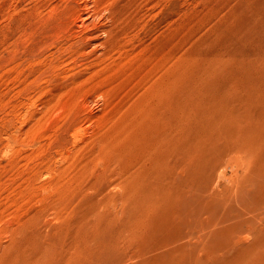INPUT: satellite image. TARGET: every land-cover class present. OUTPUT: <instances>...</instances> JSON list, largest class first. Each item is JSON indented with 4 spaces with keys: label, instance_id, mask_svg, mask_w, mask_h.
<instances>
[{
    "label": "rangeland",
    "instance_id": "rangeland-1",
    "mask_svg": "<svg viewBox=\"0 0 264 264\" xmlns=\"http://www.w3.org/2000/svg\"><path fill=\"white\" fill-rule=\"evenodd\" d=\"M130 1L105 0L98 3L97 0H0V264H264V180L260 181L262 178L264 179V157L262 158L264 156V150H262V148L264 149V0ZM94 2H97V5ZM122 12L124 16L126 14L127 16L124 17ZM135 14L136 16H134ZM122 30L124 31L122 32ZM235 55H237L236 58ZM166 71L169 73L168 76L167 73L165 74ZM171 73L172 75H170ZM163 81L167 85L170 81L169 85L163 84ZM157 86L161 88L159 91H157ZM170 86L172 88H169ZM154 93L155 95L160 93V97L164 96L161 99L164 108L174 101L173 110L176 117H179L176 118L175 126L182 125L180 129H183L185 132L183 133L186 135L179 132L184 136L176 138L175 142L177 143H171L176 148L174 153H167L157 147L156 149L160 152L151 153L154 154L153 163L157 167L158 165L163 166L162 164H165L166 160H169V163L172 160L171 162L173 164L177 162V165L178 162H181L183 154H187L191 164H189L186 173L193 178L197 176L196 181H198L194 183L195 179H191V184V181H186L190 177L183 178L182 175L179 182H173L171 178L175 174L172 172L173 167L176 168V173L177 170L180 172L181 168L178 166L179 164L175 167L176 165L173 166L167 162L169 168L167 164L164 167L173 174L169 173L171 180L168 181L166 178L167 186H170L169 182L172 185H183L185 182L184 184L187 183L188 186L184 185L185 189L182 186L184 190L178 185L175 187L164 186L166 182H162L159 174L163 175L162 178L165 179L168 172L158 166L165 173H159V170V174L157 173L159 176L156 175L155 181H151V178L143 181L146 184L147 181L148 183L151 181L152 185L151 182L147 185L144 183L143 189L148 187L145 190H139L138 195L136 194V197L126 204L122 200L125 198V191L121 186H126L128 182L125 181L129 180L128 177L132 172L134 173L132 177L136 176L137 178L138 165H135L136 163L133 161L135 155L145 141L148 142L154 137L153 135L160 133V131L159 133L151 131L144 138H136L132 131L135 130L137 123L141 124L143 121H147L148 116L152 117L158 114V109L154 104L158 99L155 100ZM165 98H168V102L167 99L165 101ZM231 104L233 105L231 106ZM226 105L233 110H226L228 109ZM222 107L226 108L222 110ZM237 111L240 114H237L239 113ZM250 111L254 114H251ZM232 112L236 114L232 115ZM146 113L148 115L145 116ZM193 114L195 118L192 117ZM222 115L227 118V122L219 117ZM142 117L144 120L140 122ZM236 117L241 120L237 121ZM135 118L136 121H133ZM187 118L190 120L185 123L184 120ZM210 118L216 121L213 119L211 121ZM178 119L181 120L179 124H177ZM199 122L202 124L199 125ZM220 122H223L222 125ZM244 122L246 125L248 124V132H245ZM205 124H209L208 127ZM237 124L240 127L243 125L245 128L242 127L243 130L240 132L241 128ZM201 126L204 130L205 128L209 130V126L211 131L215 130L214 134L211 131L205 132V138L210 137L208 140H212L213 145L206 139L209 142V144L206 142L208 145L206 147L205 133L203 134L204 130ZM224 126L225 128H223ZM198 129L201 131H197ZM216 132H218L217 135ZM192 134L195 136L197 134L198 138L203 134V138L198 141V138H194ZM245 134L248 135L247 141L244 140L246 139ZM235 137L243 143L242 146ZM220 138H222V142H220ZM140 139H143L142 142ZM232 141L236 143H232ZM196 142H199L200 145ZM224 142L227 145L226 149L221 145L222 143L224 145ZM181 143L183 146L179 145ZM238 143L241 147H234L239 146ZM110 145L116 150L110 151ZM184 146L191 148L189 151L188 148L186 149L189 154L192 153L191 156L186 150L184 151ZM174 147L172 148L175 149ZM177 147H180L178 150L182 151L183 149V151L178 153ZM196 147L201 150L198 151ZM212 147L215 149V153L219 148L220 150L224 149L225 155L222 150L218 152L224 155L225 160L220 153L215 154ZM204 148L210 151L205 152L207 150L204 151ZM233 148L235 149L232 150ZM192 149H194L193 152ZM113 150L118 152L120 158L122 157L124 160L123 163L120 162V165H124L126 161L128 164L135 163L134 167L131 165L132 168H130V165L125 164L124 167H128L127 171L126 167L122 169L120 166V170L115 166L116 163L113 160L118 156L116 157L117 154L113 153ZM107 151L110 155L105 154L106 156H104V152L107 153ZM207 153L209 155H206ZM112 154H115L113 158ZM258 154L261 156L259 155V157ZM208 156H211V160L214 157L215 160L219 161L221 158L220 161L224 163L226 161V166L224 165L225 167L220 169H224V173L217 169L215 172L214 167H216L217 160L214 162L213 159V165H208L210 162ZM102 158L106 161H102ZM155 158H158V161ZM197 160H199L198 164H196ZM207 160L209 161L207 162ZM259 160L262 161L260 165L262 169L259 168L260 166L256 167ZM204 161L207 162L206 166ZM102 162L109 167L107 168ZM194 162L196 163L194 164ZM111 163L113 167L109 165ZM190 165H194L196 172ZM116 167L120 172L125 170L126 177L123 172L121 177L119 175L121 173L116 174L119 172L115 170ZM147 167L150 165L148 164ZM212 169L214 170L212 171ZM105 170L107 171L106 175L104 174ZM191 170L195 174L191 173ZM99 171L102 176L97 174ZM205 171H209L208 174L211 172V176ZM86 172L88 173L86 174ZM112 172L116 175L113 176ZM202 175L206 176V180L204 176L202 178ZM207 175L209 179L212 176L219 177L215 178L216 181H213V177L211 178L212 185V181L208 179ZM95 177H98L99 182L95 180ZM132 177H130L131 180ZM255 177L257 179H254ZM144 179L145 177H143ZM232 179L235 182L237 179L239 182L235 184ZM121 180L126 184H123ZM91 181L92 184L97 185L98 183L96 187L93 185V189ZM256 181L259 183L257 184ZM157 182L164 183L163 185L161 183L159 187H166V191L163 193L167 194V197L170 194L172 197L174 193V199L169 197L167 200L165 195L161 194L165 189L160 188L159 191V187L156 188ZM208 184L209 186H207ZM192 185L196 187H192ZM210 185L216 190L210 189ZM201 186L209 187L210 190ZM187 187L190 189L191 197L199 189L198 195H194L197 194L194 193L192 197L196 204L191 202V199L188 200L193 204L192 206L187 201L185 205V202L180 201L181 197L179 196V198L177 194L188 189ZM176 188L177 190H175ZM200 188L207 192L205 193ZM223 188L226 194L221 193ZM226 188L231 190L228 191ZM191 190L194 192L192 193ZM235 190L236 192H234ZM151 191H159L160 194L157 192L159 195L157 193L155 195L157 194L163 200L166 198L164 202L160 200L159 203L157 195L152 196L154 193L151 194ZM203 194L206 195L203 196ZM209 194L211 196L215 194V196L212 198ZM217 194L221 197H216ZM103 197L111 202L106 207L109 210L105 208V214V210L101 209L104 215L103 221L108 219V222L112 221L110 225L113 226L109 228V223L103 222L108 227L101 223L102 225L93 229L91 221H93L95 206L92 205V202H96L93 199L98 201V198L102 199ZM222 197L227 201H222ZM228 197H230L229 201ZM143 198L149 203L151 201L150 205L153 204L154 207L158 203L160 206H156L158 207L156 210L145 202L146 207ZM138 199L143 200V203ZM172 199L178 200L179 203H172ZM202 199H204L203 203ZM167 202L169 203L167 204ZM55 203L56 205H54ZM122 203H125V209H123ZM252 203L253 205H251ZM138 204L143 205L142 208ZM173 204L174 209L172 208ZM202 204H205L206 207ZM217 204H219L218 207ZM175 205L179 206H176L177 213L173 215ZM198 205L203 207L199 208ZM129 207H133L135 210L138 208L140 212L138 210L132 212L134 209ZM109 211L110 214H108ZM145 212V218L148 215L150 217L145 219L143 217ZM164 212L168 215L167 217L165 215L166 221ZM141 213L144 219L141 218ZM110 215L116 216L115 223L113 222L115 218ZM198 216L201 217L200 220ZM106 217L108 218L106 219ZM137 218L139 221L136 220ZM169 218L176 222L168 220ZM219 218L225 219L218 220ZM130 219L134 221L135 225H132L133 222L129 223ZM144 220L145 222H143ZM89 222H91L90 225H88ZM124 224H128V227L131 226L133 231L136 230L133 232L135 234L131 233V235L130 232H125ZM167 224L174 226L167 227ZM120 225L123 226V229ZM158 225H161L160 228ZM148 226L151 227L146 228ZM128 227L127 229H129ZM213 231L214 236L212 235ZM118 232L119 234L122 232L121 234L125 237L118 235ZM128 234L129 236H127ZM254 234L256 235L254 236ZM136 235H138V239ZM132 236L136 239H133ZM130 237L135 240V245ZM118 239L117 244L115 241ZM121 239L126 240L124 242L128 246ZM109 245L110 247H108Z\"/></svg>",
    "mask_w": 264,
    "mask_h": 264
},
{
    "label": "bare ground",
    "instance_id": "bare-ground-1",
    "mask_svg": "<svg viewBox=\"0 0 264 264\" xmlns=\"http://www.w3.org/2000/svg\"><path fill=\"white\" fill-rule=\"evenodd\" d=\"M103 1H105V0H97L98 3H101V2H103ZM129 1H130V0H129ZM139 1H140V0H139ZM97 2H94V3H96V5H97ZM115 2H116V1H115ZM123 2H124V1H123ZM130 2H131V1H130ZM85 3H86V2H85ZM107 3H108V2H107ZM111 3H112V2H111ZM130 4H131V3H130ZM94 5H95V4H94ZM131 5H132V4H131ZM131 5H130V6H131ZM40 6H41V5H40ZM49 6H50V5H49ZM59 6H60V5H59ZM90 6H91V5H90ZM98 6H99V5H98ZM104 6H105V5H104ZM108 6H109V5H108ZM30 7H31V6H30ZM37 7H38V6H37ZM37 7H36V8H37ZM106 7H107V6H106ZM94 8H95V7H94ZM123 8H124V7H123ZM83 9H84V8H83ZM125 9H126V8H125ZM135 9H136V8H135ZM137 10H138V9H137ZM21 11H22V10H21ZM31 11H32V10H31ZM34 11H36V10H34ZM66 11H67V10H66ZM88 11H89V10H88ZM100 11H101V10H100ZM124 11H125V10H124ZM126 11H127V10H126ZM67 12H68V11H67ZM73 12L76 13L75 11H73ZM92 13H93V12H92ZM94 13H95V11H94ZM122 13H123V12H122ZM126 13H127V12H126ZM128 13H129V12H128ZM50 14H51V13H50ZM72 14H73V13H72ZM17 15H18V14H17ZM23 15H24V14H23ZM61 15H62V14H61ZM73 15H74V14H73ZM109 15H110V14H109ZM74 16H75V15H74ZM121 16H122V14H121ZM123 16H124V13H123ZM126 16H127V14H126L124 17H126ZM128 16H130V15L128 14ZM131 16H132V15H131ZM134 16H136V14H135ZM79 17H80V16H79ZM83 17H84V16H83ZM110 17H111V16H110ZM56 18H57V17H56ZM131 18H132V17H131ZM57 19H58V18H57ZM78 19H79V18H78ZM119 19H120V18H119ZM108 20H109V19H108ZM113 20H114V19H113ZM71 21H72V20H71ZM116 21H118V20L116 19ZM130 21H131V20L129 19V22H130ZM132 21H133V20H132ZM140 21H141V20H140ZM121 22H122V21H121ZM129 22H126V23H129ZM100 23H101V22H100ZM130 23H131V22H130ZM109 24H110V23H109ZM114 24H115V23H114ZM132 24H133V23H132ZM65 25H66V24H65ZM65 25H64V27H65ZM104 25H105V24H104ZM127 25H128V24H127ZM129 25H130V24H129ZM133 25H134V24H133ZM94 26H95V25H94ZM168 26H169V25H168ZM61 27H62V26H61ZM171 28H172V26H171ZM59 29H60V28H59ZM63 29H64V28H63ZM65 29H66V28H65ZM110 29H111V28H110ZM111 30H112V29H111ZM169 30H170V29H169ZM172 30H173V28H172ZM119 31H120V30H119ZM123 31H124V30H122V32H123ZM131 31H132V30H131ZM82 32H83V31H82ZM167 32H168V31H167ZM104 33H105V32H104ZM106 33H107V32H106ZM169 33H170V32H169ZM171 33H172V32H171ZM56 34H57V33H56ZM68 34H69V33H68ZM53 35H54V34H53ZM107 35H109V34H107ZM112 35H113V34H112ZM127 35H128V34H127ZM170 35H171V34H170ZM172 35H173V34H172ZM55 36H56V35H55ZM72 36H73V35H72ZM122 37H123V36H122ZM60 38H61V37H60ZM73 38H74V37H73ZM109 38H110V37H109ZM58 39H59V38H58ZM68 39H69V38H68ZM70 39H71V36H70ZM128 39H129V38H128ZM130 39H131V38H130ZM172 39H173V38H172ZM119 40H120V39H119ZM158 40H159V39H158ZM237 40H238V39H237ZM120 41H121V40H120ZM111 42H112V41H111ZM116 42H117V41H116ZM116 42H115V43H116ZM118 42H119V41H118ZM118 42H117V43H118ZM171 42H172V41H171ZM248 42H249V41H248ZM115 43H114V44H115ZM169 43H170V42H169ZM222 43H223V42H222ZM121 44H122V43H121ZM126 44H127V43H126ZM170 44H171V43H170ZM119 45H120V44H119ZM113 46H114V45L112 44V47H113ZM122 46H124V45H122ZM109 47H110V46H109ZM117 47H118V46H117ZM120 47H121V46H120ZM73 48H74V47H73ZM252 51H253V50H252ZM221 54H222V53H221ZM248 54H249V53H248ZM60 55H61V54H60ZM251 55H252V54H251ZM251 55H250V56H251ZM107 56H108V55H107ZM236 56H237V55H235V58H236ZM238 56H239V55H238ZM245 56H246V55H245ZM247 56H248V55H247ZM247 56H246V57H247ZM223 57H224V56H223ZM124 58H125V57H124ZM130 58H131V57H130ZM170 58H171V57H170ZM172 58H173V57H172ZM232 58H233V57H232ZM252 58H253V57H252ZM256 58H257V57H256ZM72 59H73V58H72ZM239 59H240V58H239ZM243 59H244V58H243ZM215 60H216V59H215ZM217 60H218V59H217ZM233 60H234V59H233ZM40 61H41V60H40ZM70 61H71V60H70ZM221 61H222V60H221ZM262 61H263V60H262ZM168 62H169V61H168ZM170 62H171V61H170ZM172 62H173V60H172ZM236 62H237V61H236ZM200 63H201V62H200ZM223 63H224V61H223ZM231 63H232V62H231ZM235 64H236V63H235ZM250 64H251V63H250ZM258 64H259V63H258ZM59 65H60V64H59ZM167 66H169L168 63H167ZM249 66H250V65H249ZM253 66H254V64H253ZM257 66H258V65H257ZM69 67H70V66H69ZM51 68H52V67H51ZM258 68H260V67H258ZM167 69H169V68L167 67ZM190 69H191V68H190ZM218 69H219V68H218ZM218 69H217V70H218ZM163 70H164V69H163ZM163 70H162V71H163ZM174 70H175V69H174ZM192 70H193V69H192ZM192 70H191V71H192ZM257 70H258V69H257ZM220 71H223V70H220ZM214 72H216V71H214ZM166 73H167V74H166ZM172 73L174 74V72H172ZM172 73H171L170 75H172ZM217 73H218V72H217ZM225 73H226V71H225ZM225 73H224V74H225ZM231 73H232V71H231ZM261 73H262V72H261ZM165 74L168 76L169 73L166 71ZM213 74H214V73H213ZM245 74H246V73H245ZM166 75H165V76H166ZM217 75H218V74H217ZM241 75H242V74H241ZM163 76H164V75H163ZM224 76H226V75H224ZM238 76H239V75H238ZM258 76H259V75H258ZM262 76H263V75H262ZM160 77H161V76H160ZM169 77H171V76H169ZM169 77H167V78H169ZM200 77H202V76H200ZM203 77H204V76H203ZM216 77H217V76H216ZM226 77H227V76H226ZM228 77H229V76H228ZM213 78H214V77H213ZM222 78H224V77H222ZM245 78H246V77H245ZM249 78H250V77H249ZM90 79H91V78H90ZM170 79H171V78H170ZM198 79H200V78H198ZM230 79H231V78H230ZM263 79H264V78H263ZM200 80H201V79H200ZM210 80H212V79H210ZM213 80H214V79H213ZM245 80H246V79H245ZM164 81H165V80H164ZM164 81H163L162 83H163V84H166V83H164ZM201 81H202V80H201ZM214 81H215V80H214ZM259 81H260V80H259ZM263 81H264V80H263ZM167 82H168V81H167ZM169 82H170V81H169ZM169 82H168V85H169ZM202 82H203V81H202ZM227 82H228V81H227ZM260 82H261V81H260ZM198 83H199V82H198ZM205 83H206V80H205ZM239 83H240V82H239ZM155 84H156V83H155ZM159 84H160V83H159ZM159 84H158V86H160ZM201 84H202V83H201ZM237 84H238V83H237ZM240 84H241V83H240ZM166 85H167V84H166ZM168 85H167V86H168ZM218 85H219V84H218ZM158 86H157V89H158L157 91H159V89L162 88L161 86H160L161 88H158ZM198 86H199V85H198ZM207 86H209V85H207ZM219 86H220V85H219ZM189 87H190V86H189ZM196 87H197V86H196ZM234 87H235V86H234ZM252 87H253V86H252ZM163 88H164V86H163ZM169 88H172V86H170ZM173 88H174V87H173ZM198 88H199V87H198ZM224 88H225V87H224ZM186 89H187V88H186ZM195 89H196V88H195ZM207 89H208V88H207ZM211 89H213V88H211ZM217 89H219V88H217ZM258 89H259V88H258ZM222 90H223V89H222ZM222 90H221V91H222ZM238 90H239V89H238ZM241 90H242V89H241ZM247 90H248V89H247ZM255 90H256V89H255ZM160 91H161V90H160ZM168 91H169V90H168ZM173 92H174V90H173ZM241 92H242V91H241ZM254 92H255V91H254ZM156 93H158V92H156ZM191 93H192V92H191ZM221 93H222V92H221ZM238 93H239V91H238ZM247 93H248V92H247ZM164 94H165V92H164ZM192 94H193V93H192ZM229 94H230V93H229ZM231 94H232V93H231ZM233 94H235V93H233ZM252 94H254V93H252ZM154 95H155V93H154ZM158 95H159V97H158ZM161 95H163V94H161ZM167 95H168V94H167ZM239 95H240V94H239ZM243 95H244V94H243ZM246 95H247V94H246ZM170 96H171V94H170ZM177 96H178V95H177ZM213 96H214V95H213ZM234 96H235V95H234ZM163 97H164V96H161V97H160V93H159V94H156V95H155V98H156V99L154 98L155 100L158 99L157 101L154 100V101H155L154 104H156V109H158V111L156 110V111L158 112V114H155V115H153L152 117H151V116H148V119H147V121H145V122L143 121V120H144V119H143L144 117H142L140 122L143 121L144 123H143V122H142L141 124H140V123H137L136 125H137L138 127L135 126V127H136L135 130H134V129L132 130V131H134V134H133V135H134L136 138H144V137H146L148 134H150L149 132H151V131H153L152 133H155V132H158V133H159V131H160V133H159V135H158L157 133H156L157 135H153L154 137L151 138L152 140L150 139L148 142L145 141L144 144L141 145V147H140L138 153L135 155V158H134L133 161L136 163V164L134 163L135 165H138L137 178H136V176H135V177H132L134 173L132 172V174H131V172L129 171V175L131 174L130 177H132L133 179L131 180V178L128 177V176H129V175H128L127 177L129 178V180H128V181H125V182H128L127 184H126L123 180H121V182H122L123 184H126V186H125V185H124V186H123V185L121 186V187H124V188H122V190L124 189V191H125V192H124L125 195L123 194V195L125 196V198H122V200H124V201L126 202V204H127V202H128L129 200H133V199L136 197L135 195L137 194V192H138L139 190H142V189L144 188V183H145V185H147V184H150V182H151L152 180H154V181L156 180L155 177H156L158 171L161 169L160 167H163L164 169H166V168L164 167L166 164L168 165V168H169V164H172V165L174 166V165H176V163H177V162H175V164H173V163L171 162L172 160H171L170 163H169V162H168L169 160H166L169 164L166 162L165 164H162L163 166H159V165H158L159 168H160V169H159L158 166L155 167L156 164L154 165V163H153V162H154V161H153V155H154V154H151V153H154L155 151H156V152L158 151V150L156 149L157 147H160L161 150H163V151H165V152H167V153H174V152H176V151H175L176 148H175L174 146H172L171 143H172V142H175V141H176V138L178 139L179 136H181V135H183V134L185 133L183 129H180V127H182L181 124H180V125H181L180 127H179L178 125L175 126V124H176V118H179V117H176V115H175V113H174V110H173V102H174V101H173L171 104H167V103H166L168 106H167L166 108H164L163 105H162L163 103H161V99H163ZM165 97H167V96H165ZM235 97H236V96H235ZM203 98H204V96H203ZM242 98H243V97H242ZM242 98H241V99H242ZM247 98H248V97H247ZM166 99H167V102H168V98H165V101H166ZM225 99H226V98H225ZM228 99H229V98H228ZM232 99H233V98H232ZM149 100H151V99H149ZM226 100H227V99H226ZM246 100H247V99H246ZM246 100H245V101H246ZM152 101H153V100H152ZM201 101H202V100H201ZM207 101H208V100H207ZM230 101H231V100H230ZM248 101H249V100H248ZM150 102H151V101H150ZM211 102H212V101H211ZM177 103H178V102H177ZM204 103H205V102H204ZM233 103H234V102H233ZM175 104H176V103H175ZM175 104H174V105H175ZM220 104H221V103H220ZM220 104H219V105H220ZM263 104H264V103H263ZM199 105H200V104H199ZM199 105H198V106H199ZM206 105H207V104H206ZM222 105H223V104H222ZM229 105H230V104H229ZM232 105H233V104H231V106H232ZM238 105H240V104H238ZM241 105H242V104H241ZM244 105H245V104H244ZM244 105H243V106H244ZM253 105H254V104H253ZM150 106H151V105H150ZM186 106H187V105H186ZM186 106H185V107H186ZM195 106H196V105H195ZM200 106H202V104H201ZM226 106H227V105H226ZM248 106H249V105H248ZM148 107H149V106H148ZM161 107H163V108H161ZM174 107H175V106H174ZM185 107H184V108H185ZM211 107H212V106H211ZM213 107H214V106H213ZM215 107H218V106H215ZM253 107H254V106H253ZM149 108H150V107H149ZM202 108H203V107H202ZM224 108H226V107H224ZM224 108L222 107V110H223ZM227 108H228V106H227ZM233 108H234V107H233ZM246 108H247V107H246ZM261 108H262V107H261ZM145 109H146V108H145ZM178 109H179V108H178ZM190 109H191V108H190ZM208 109H209V108H208ZM208 109H206V110H208ZM231 109H232V108H230V109L228 108V109H226V110H230V111H231ZM234 109H235V108H234ZM238 109L241 110L240 107H238ZM257 109H258V108H257ZM218 110H219V109H218ZM232 110H233V109H232ZM246 110H247V109H246ZM183 111H184V110H183ZM219 111H220V110H219ZM235 111H236V109H235ZM146 112H147V111H146ZM214 112H215V110H214ZM228 112H229V111H228ZM228 112H227V113H228ZM237 112H239V111H237ZM241 112H242V111H241ZM245 112H246V111H245ZM254 112H255V110H254ZM254 112L251 113V111H250L251 114H254ZM148 113H149V111H148ZM148 113H146L145 116L148 115ZM154 113H155V112H154ZM179 113H180V112H179ZM209 113H211V112H209ZM215 113H216V112H215ZM221 113H222V112H221ZM229 113L231 114V112H229ZM233 113H235V112H232V115H234ZM246 113H248V112H246ZM250 113H249V114H250ZM141 114H143L142 111H141ZM217 114H218V113H217ZM217 114H213V115L216 116ZM219 114H220V112H219ZM223 114H224V113H223ZM230 114H229V115H230ZM235 114H236V113H235ZM237 114H240V112L237 113ZM244 114H245V113H244ZM151 115H152V114H151ZM188 115H189V114H188ZM195 115H196V114H195ZM263 115H264V114H263ZM177 116H178V114H177ZM190 116H191V115H190ZM190 116H189V117H190ZM199 116H200V115H199ZM207 116H208V115H207ZM217 116H218V115H217ZM217 116H216V117H217ZM238 116L240 117V115H238ZM243 116H245V115H243ZM139 117H140V116H139ZM187 117H188V116H187ZM192 117H194V114H193ZM192 117H191V119L193 120ZM210 117H211V116H210ZM212 117H213V116H212ZM219 117H222V119H223V120L225 119V121L227 122V120H226L227 118H224L223 115H222V116H219ZM226 117H227V115H226ZM239 117H238V118H239ZM137 118H138V117H137ZM183 118H184V117H183ZM194 118H195V117H194ZM213 118H214V117H213ZM213 118H210L211 121H212ZM228 118H230V117H228ZM234 118H235V117H234ZM262 118H263V117H262ZM145 119H146V118H145ZM181 119H182V117H181ZM236 119H237V117H236ZM239 119H240V118H239ZM239 119H237V121H238ZM244 119H245V117H244ZM178 120H179V119H178ZM186 120H187V121H186ZM186 120H184L185 123L189 122L190 119L188 120V118H187ZM206 120H208V119H206ZM206 120H205V121H206ZM213 120H214V119H213ZM218 120H219V118H218ZM220 120H221V119H220ZM223 120H222V121H223ZM232 120H233V119H232ZM240 120H241V119H240ZM133 121H136V118H135ZM180 121H181V120H179V121L177 122V124H179ZM194 121H195V119H194ZM214 121H216V120H214ZM229 121H230V119H229ZM229 121H228V122H229ZM243 121H245V120H243ZM254 121H255V120H254ZM182 122H183V121H182ZM192 122H193V121H192ZM206 122H207V121H206ZM245 122H246V121H245ZM245 122H244V125H246ZM131 123H132V122H130V124H131ZM200 123H201V122H199L198 124L200 125ZM204 123H205V122H204ZM207 123H208V122H207ZM207 123H206V124H207ZM222 123H223V122H220L221 125H222ZM238 123H239V122H238ZM132 124H134V123H132ZM138 124H140V125H138ZM198 124L195 123V125H198ZM201 124H202V123H201ZM206 124H205V126L208 127L209 124H208V125H206ZM220 124H219V126H220ZM134 125H135V124H134ZM183 125H184V124H183ZM189 125H191V124H189ZM199 125H198V126H199ZM210 125H211V124H210ZM233 125H234V122H233ZM237 125H238V124H237ZM239 125H241V124L239 123ZM239 125H238V126H239ZM247 125H248V124H247ZM247 125L245 126V127H246L245 132H248V131H247ZM258 125H260V124H258ZM131 126H133V125H131ZM198 126H197V128H199ZM203 126H204V125H203ZM215 126H216V122H215ZM217 126H218V123H217ZM229 126H230V124H229ZM229 126H228V128H229ZM261 126H262V124H261ZM261 126H260V127H261ZM176 127L179 128V129L182 130V131H179ZM234 127H235V126H234ZM239 127H240V126H239ZM239 127H238V128H239ZM242 127L245 128V127L242 125V126L240 127L241 129L239 128V129H240V132H241V130H243ZM255 127H257V126H255ZM129 128H130V126H129ZM129 128H128V130L131 129V128H130V129H129ZM166 128H167V131H166ZM197 128H196V129H197ZM201 128H202V126H201ZM212 128H213V127H212ZM220 128H221V126H220ZM223 128H225V126H224ZM232 128H233V127H232ZM236 128H237V127H236ZM258 128H259V127H258ZM176 129L178 130L177 132H176ZM192 129H193V128H192ZM196 129H195V130H196ZM202 129H203V128H202ZM206 129H207V128H205V130H206ZM215 129H216V128H215ZM233 129H234V128H233ZM162 130H163V131H162ZM199 130L201 131V129H198L197 131H199ZM203 130H204V129H203ZM205 130L203 131V134H204L205 132H207V131H208V132L211 131V127L209 126V130H206V131H205ZM218 130H219V127H218ZM226 130H227V129H226ZM262 130H263V129H262ZM154 131H155V132H154ZM164 131H166V132H164ZM193 131H194V130H193ZM193 131H192V132H193ZM197 131H196V132H197ZM200 131H199V132H200ZM214 131H215V130H214ZM214 131H211V132L213 133ZM220 131L222 132V129H221ZM126 132H129V131H126ZM162 132H163V133H162ZM179 132H181V133L184 132V133L181 134V133H179ZM196 132H195V133H196ZM223 132H224V130H223ZM226 132H227V131H226ZM228 132H229V131H228ZM228 132H227V133H228ZM240 132H239V133H240ZM256 132H257V130H256ZM256 132H255V133H256ZM201 133H202V132H201ZM214 133H215V132H214ZM214 133H213V134H214ZM217 133H218V132H216V135H217ZM227 133H226V134H227ZM229 133H230V132H229ZM237 133H238V132H237ZM243 133H244V131L242 132V135H243ZM203 134L201 135L202 137H200V138L196 137L197 134H196V136H195L194 134H192V135L194 136V138H195V137H196V139L198 138V141H199V139L201 140V138H203ZM223 134H224V133H223ZM247 134H248V133H247ZM256 134H257V133H256ZM184 135H186V134H184ZM184 135H183V136H184ZM219 135H220V134H218V136H219ZM229 135H230V134H229ZM236 135H237V134H236ZM239 135H240V134H239ZM129 136H130V135H129ZM221 136H222V135H221ZM225 136H226V135H225ZM247 136H248V135H247ZM247 136H246V134H245V137H246V139H244L245 141L248 140V137H247ZM123 137H124V136H123ZM205 137H206V133H205V136H204V140H206V139L208 140V138L210 139V137H208V138H205ZM215 137H217V136H215ZM219 137H220V136H219ZM219 137H218V138H219ZM227 137H228V139H229V136H227ZM237 137H238V136H237ZM237 137H235V138H237ZM124 138H125V137H124ZM127 138H128V135H127ZM192 138H193V137H192ZM194 138H193V139H194ZM222 138H223V137H222ZM222 138H220V140H221ZM239 138H241V137L239 136ZM242 138H243V136H242ZM260 138H261V137H260ZM119 139H120V138H119ZM132 139H133V138H132ZM181 139H182V138H181ZM185 139H187V138H185ZM214 139L217 140L216 138H214ZM140 140H141V139H140ZM142 140H143V139H142ZM142 140H141V142H142ZM146 140H147V139H146ZM194 140H195V139H194ZM204 140H203V142H204ZM207 140H206L204 143L207 142V143L209 144V142L211 141L210 144H212V145L214 144V143L212 142V140H208L209 142H208ZM218 140H219V139H218ZM218 140H217V141H218ZM223 140H225V139H223ZM236 140H237V142L240 141L238 138H237ZM180 141H181V140H180ZM182 141H183V140H182ZM191 141L193 142L192 139H191ZM195 141H196V140H195ZM217 141H216V142H217ZM116 142H117V141H116ZM116 142H115V143H116ZM118 142H119V141H118ZM118 142H117V143H118ZM183 142H184V141H183ZM220 142H222V140H221ZM175 143H177V142H175ZM187 143H188V142H187ZM194 143H195V142H194ZM194 143H193V144H194ZM196 143H197V142H196ZM198 143H199V142H198ZM198 143H197V144H198ZM200 143H201V141H200ZM200 143H199L198 145H200ZM207 143L205 144L206 147L208 146ZM226 143H227V142H226ZM228 143H229V142H228ZM232 143H236V142H233V141H232ZM232 143H231V144H232ZM240 143H241V141H240ZM249 143H250V142H249ZM197 144H196V145H197ZM202 144H203V143H202ZM202 144H201V146H202ZM242 144H243V143H241V146H242ZM260 144H261V143H260ZM126 145H127V144H126ZM136 145H137V143H136ZM175 145H176V144H175ZM179 145H182V146H183L182 143L179 144ZM186 145H187V144H186ZM190 145H192V144H190ZM198 145H197V146H198ZM212 145H211V146H212ZM217 145L220 146V144H217ZM217 145H216V147H218ZM221 145H222L223 147H225L224 149H226L227 145L225 144V142H224V145H223V143H222ZM237 145H239V143H238ZM171 146L174 147L175 149H173ZM201 146H200V148L203 147V146H202V147H201ZM211 146H210V147H211ZM222 146H221V148H222ZM233 146H234V145H233ZM241 146L239 145V146H234V147H241ZM104 147H105V145H104ZM107 147H108V145H107ZM137 147H138V146H137ZM192 147H195V146H192ZM248 147H249V146H248ZM102 148H103V147H102ZM109 148L111 149L110 151H112V149H114V148H112V145H110ZM109 148H106V149H109ZM179 148H180V147H179ZM179 148L177 147V152H178V153H179V152L181 153V152L183 151V149H182V151H180L181 149L178 150ZM184 148H185V146H184ZM187 148H188V147H186V148L184 149V151H185ZM190 149H191V148H190ZM190 149L188 148V151H189ZM196 149H197V147H196ZM196 149H195V150H196ZM224 149H223V150L221 149V150L223 151L222 153L225 155L226 153H224V151H225ZM234 149H235V148H233L232 150H234ZM101 150L103 151V149H101ZM104 150H105V149H104ZM114 150H116V149H114ZM114 150H113V153H116V154H117L116 157L118 156L117 159L114 158V160H113V161H115L114 163H116L115 166H117L118 168H119L120 166H122V167H120V168H122V169L125 168L126 166L124 167V165H125V164H128V163L125 161L126 163L124 162V165H120V162L123 163L124 160H123L122 157L120 158V155H118V152H115ZM122 150H123V149H122ZM193 150H194V149H192V152H193ZM197 150H198V149H197ZM200 150H201V149H199L198 151H200ZM205 150H207V151H205ZM212 150H214V153H215V149H213V147H212ZM221 150H220V148H219V150H217V152H218V151H221ZM262 150H264V149L262 148ZM124 151H125V150H124ZM130 151H131V150H130ZM130 151H129V152H130ZM186 151H187V150H186ZM188 151H187V153L189 154ZM198 151H197V153H198ZM204 151H205V152H209L210 150L204 148ZM204 151H203V152H204ZM230 151H231V150H230ZM100 152H101V151H100ZM108 152H109V151H107V153L104 152V156H106L105 154L110 155ZM158 152H160V150H159ZM158 152H157V153H158ZM217 152H216V153H217ZM260 152H261V151H260ZM260 152H259V153H260ZM111 153H112V152H111ZM130 153H132V151H131ZM195 153H196V151H195ZM199 153H200V152H199ZM201 153H202V152H201ZM216 153H215V154H216ZM218 153H220V152H218ZM237 153H240V152L237 151ZM263 153H264V152H263ZM150 154H151V155H150ZM191 154H192V153H191ZM191 154H189V155L191 156ZM215 154H213V155H215ZM220 154H221V153H220ZM223 154H221V155H223ZM229 154H230V152H229ZM260 154H262V152H261ZM260 154H258V156H259ZM100 155H102V154H100ZM113 155H115V154H112V155H111L112 158H113ZM164 155H166V154L164 153ZM164 155H163V156H164ZM172 155H173V154H172ZM172 155H171V156H172ZM202 155H203V154H202ZM206 155H209V153H207ZM211 155H212V153H211ZM217 155H219V154H217ZM224 155H223V157L221 156L223 159H224ZM131 156H132V155H131ZM194 156H195V155H194ZM260 156H261V155H260ZM260 156H259V157H260ZM101 157H103V156H101ZM114 157H115V156H114ZM158 157H160V156H158ZM167 157H168V156H167ZM200 157H201V156H200ZM208 157H209V156H208ZM210 157H211V156H210ZM210 157H209V160H210V162H212V163L209 162L208 165L211 164V166H212V165H213V161H212V160L214 159V157H212V158H213L212 160L210 159ZM228 157H229V156H228ZM236 157H237V156H236ZM244 157H245V156H244ZM263 157H264V156H262V158H263ZM103 158H104V157H103ZM103 158H102V161H106V160H103ZM106 158H107V157H106ZM106 158H105V159H106ZM108 158H109V157H108ZM108 158H107V159H108ZM112 158H110V159H112ZM190 158H191V157H190ZM194 158H195V157H194ZM198 158H199V157H198ZM201 158H202V157H201ZM205 158H206V157H205ZM216 158H218V157H216ZM99 159H101V158H99ZM155 159H156V161H158V160H157L158 158H155ZM169 159H173V158H169ZM176 159H177V158H176ZM176 159H174V160H176ZM199 159H200V158H199ZM223 159H222V160H223ZM226 159H227V158H226ZM259 159H260V158H259ZM131 160H132V159H131ZM160 160H161V159H160ZM209 160H207V162H208ZM216 160H217V159H216ZM216 160L214 159V162H215ZM220 160H221V158H220ZM220 160H219V161L217 160V162H215V163H216V164H215L216 167H214L215 172H216V169H217V170H220L221 168H223V167L226 166V164H225L226 161H225V163H224L223 161H220ZM224 160H225V159H224ZM227 160H228V159H227ZM229 160H230V159H229ZM232 160H233V159H232ZM243 160H244V159H243ZM246 160H247V159H246ZM110 161H111V160H109V162H110ZM161 161H162V160H161ZM192 161H195V160L192 159ZM198 161H199V160H197V163L194 162V164H195V163L198 164ZM200 161H201V160H200ZM93 162H94V161H93ZM111 162H112V161H111ZM162 162H163V161H162ZM207 162L204 161L205 164H204V163H203V164L206 166V165H207ZM259 162H260V163H259ZM259 162H258V164L256 165V167H259V166L261 165V162H262V161L259 160ZM102 163H103V162H102ZM105 163H106V162H105ZM132 163H133V162H132ZM156 163H157V162H156ZM163 163H164V162H163ZM227 163H228V162H227ZM235 163H236V162H235ZM103 164H104V163H103ZM111 164H112V163H111ZM111 164H109V165H110L111 167H113V164H112V165H111ZM134 164H128V165H130L129 167L132 168L131 165H133V167H134ZM148 164L150 165V167H147ZM178 164H179V165H178ZM178 164H177V165L181 168V171L178 172V170H177V173H176V168L173 167L172 172H173V174L175 173V174L173 175L172 173L168 172V170L166 169V171L168 172V173L166 174V176H167V175H168V176H167V177L165 176V179L167 178L168 181H169V180H171V178H172V181L176 183V182H179V181L181 180L182 175H183V178H184L185 176H188L186 172H187V169H188V167H189V164H191V163H189V157L187 156V154H183V156H182V160H181L180 163L178 162ZM231 164H232V163H231ZM93 165L95 166L96 163L93 164ZM104 165L107 167V164H104ZM172 165H170V167H172ZM177 165H176L175 167H177ZM224 165H225V166H224ZM191 166H193V170H194V169H195V168H194V165H190V167H191ZM200 166H201V165H200ZM211 166H210V167H211ZM92 167H93V166H92ZM106 167H104V168L107 169L109 166H108L107 168H106ZM117 167H116L115 170H116V171H119V170H117V169H118ZM195 167H196V166H195ZM207 167H209V166H207ZM207 167H205V168H207ZM94 168H95V167H94ZM104 168H103V169H104ZM120 168H119V169H120ZM127 168H128V167H126L125 169L127 170ZM130 168H129V170H130ZM156 168H158V169H156ZM163 168H162V169H163ZM196 168H197V167H196ZM234 168H235V167H234ZM259 168H261V166H260ZM259 168H258V169H259ZM109 169H111V168H109ZM133 169H134V168H133ZM164 169H163V170H164ZM178 169H179V168H178ZM209 169H210V168H209ZM214 169H212V171H213ZM261 169H262V168H261ZM87 170H89V169H87ZM93 170H94V169H93ZM101 170H102V169H101ZM111 170H112V169H111ZM111 170H110V171H111ZM115 170H114V171H115ZM120 170H121V169H120ZM134 170H135V169H134ZM169 170H171V169H169ZM259 170H260V169H259ZM259 170H258V172H259V174H260V171H259ZM91 171H92V170H91ZM96 171H97V169H96ZM116 171H115V172H116ZM127 171H128V170H127ZM194 171L196 172V170H194ZM194 171L191 170L190 172H191V173H194ZM209 171H211V170H209ZM209 171H205L206 174H208ZM212 171H211V172H212ZM221 171L223 172L224 169H223V170H220V172H221ZM238 171H239V170H238ZM254 171H255V170H254ZM88 172H89V171H88ZM88 172H86V174H87ZM93 172H94V171H93ZM101 172H102V171H101ZM122 172L124 173L125 170H123V171H121V172H120V171H119V172H116V174L121 173V174H119L120 177H121V176L123 175ZM134 172H135V171H134ZM160 172H164V173H165V171H162V170H160L159 173H160ZM197 172H198V171H197ZM211 172H210V174H208V175L211 176V174H212ZM215 172H214V173H215ZM218 172H219V171H218ZM256 172H257V171H256ZM258 172H257V173H258ZM106 173H107V171L105 170V173H104V174L106 175ZM108 173H110V172H108ZM112 173H113V174H112L113 176L116 175V174H114V172H112ZM125 173H126V172H125ZM125 173H124V176L126 177ZM159 173H158V174H159ZM169 173H170V175H173V177H171V176L169 175ZM191 173H189V174H191ZM214 173H213V175H214ZM223 173H224V172H223ZM223 173H222V174H223ZM91 174H92V172H91ZM97 174H98L99 176H102V175H100V171H99V173L97 172ZM102 174H103V173H102ZM126 174H127V173H126ZM194 174H195V173H194ZM194 174H193V175H194ZM203 174L206 175L205 173H203ZM220 174H221V173H220ZM235 174H236V172H235ZM259 174H258V175H259ZM262 174H263V172H262ZM262 174L260 175L261 177H262ZM98 175H96V176H98ZM159 175H160V177H161V179H162V182H166L165 184L161 182L162 185L164 184V186L166 185V187H171V186L175 187L176 185H178V184H176V185H175V184L172 185V183L169 182L170 186H167V184H168L167 179L165 180L164 178H162L163 175H162V176H161V174H159ZM159 175H157V176H159ZM204 175H202V178H203ZM208 175H207V177H208V179H209V176H208ZM216 175H218V174H216ZM255 175H256V174H255ZM255 175H254V176H255ZM83 176H84V175H83ZM93 176H94V175H93ZM99 176H98V177H99ZM103 176H104V175H103ZM113 176H112V177H113ZM179 176H180V177H179ZM220 176H222V175H220ZM226 176H227V175H226ZM239 176H240V175H239ZM250 176H251V175H250ZM254 176H252V177H254ZM256 176H257V175H256ZM98 177H97V178L95 177V180H96L97 182H99V180H97ZM105 177H108V176H105ZM143 177H145L144 180H143ZM170 177H171V178H170ZM188 177H190V176H188ZM205 177H206V176H204V179H205ZM212 177L214 178L213 181H216L215 178H216L217 176H216V177H215V176H212ZM212 177H210V179H209L210 181H212V180H211ZM218 177H219V176H218ZM218 177H217V178H218ZM234 177H235V176H234ZM245 177L247 178V176H245ZM245 177H244V178H245ZM100 178H101V177H100ZM103 178H104V177H103ZM147 178H151V181H150V179H148V180L150 181L149 183H148V181H147V184H146V182L143 183V181L147 180ZM153 178H154V179H153ZM185 178H186V177H185ZM196 178H198V177L196 176L195 178H193V176H192V177H190V179L187 178L186 181L189 180V182L191 181V184H192V180H191V179H195V180H194V183H197L198 180L196 181ZM242 178H243V176H242ZM123 179H125V178H123ZM158 179H159V178H158ZM163 179H164L165 181H164ZM208 179H207V180H208ZM237 179H238V178H237ZM237 179H236V182H239ZM240 179H241V176H240L239 180H240ZM254 179H257V178L255 177ZM117 180H119V179H117ZM126 180H127V178H126ZM205 180H206V179H205ZM205 180H204V181H205ZM209 180H208V182H209ZM219 180H220V178H219ZM232 180H233V179H232ZM242 180H243V179H242ZM258 180H260V179H258ZM262 180H264V179L262 178L260 181H262ZM102 181H103V179H102ZM102 181H101V182H102ZM130 181H132V182H130ZM200 181L202 182V180H200ZM213 181H212V185H213ZM240 181H241V180H240ZM183 182H184V181H183ZM183 182H182V183H183ZM201 182H198V183H201ZM208 182H206V183H208ZM230 182H232V181H230ZM233 182H235V181L233 180ZM233 182H232L231 184H233ZM236 182H235V184H237ZM256 182H257V181H256ZM90 183H91V185H92V187H91L92 189H93V187H94L93 185H95V187L98 185V183H97V185H96V184H92V181H91ZM94 183H95V182H94ZM119 183H120V182H119ZM157 183H158V182H157ZM157 183H156V184H157ZM161 183H158V186L155 184V185H156V188H158L159 185H160ZM182 183H180V184H182ZM184 183H185V182H184ZM184 183H183V185H178V186H180V187H182V186H184V185H187V186H188L187 183H186V184H184ZM194 183H193V184H194ZM240 183H241V182H240ZM258 183H259V181L257 182V184H258ZM260 183H261V182H260ZM102 184H103V183H102ZM189 184H190V183H189ZM244 184H245V183H244ZM251 184L254 185L255 183H254V184L251 183ZM89 185H90V184H89ZM91 185H90V186H91ZM117 185L119 186V184H117ZM120 185H121V184H120ZM151 185H152V182H151ZM196 185H198V184H196ZM90 186H89V187H90ZM142 186H143V187H142ZM207 186H209V184H208ZM230 186H231V185H230ZM250 186H251V185H250ZM260 186H261V184H260ZM260 186H259V187H260ZM146 187H148V186H146ZM146 187H145V189H146ZM149 187L152 188V186H149ZM153 187H154V185H153ZM166 187H165V188H161V186H160V187L158 188V190H159L160 188H161V189H165L164 191L162 190L161 194L165 195V197H166L167 200H168L169 197H171L170 195H172V194H170L169 197H167L168 195L165 194V193H163V192L166 191ZM189 187H190V186H189ZM189 187H187L188 189H186L185 191H180V192L177 193V194H178V197H179V196L181 197L180 201L182 200V202H185V203H184L185 205H186L187 202H190V201H188L189 199L192 200L191 202H193L194 204H196V203L193 201L192 197H193V194H194V193L199 192V189H198V191H196V192H194V191L191 190L192 193L194 192V193L192 194V197H191V196H190L191 194H190V189H189ZM192 187H196V186L192 185ZM199 187H200V186H199ZM201 187L204 188V187H206V186H201ZM210 187H211L210 189H215V188H212L211 185H210ZM215 187H216V186H215ZM223 187H224V186H223ZM231 187H232V186H231ZM231 187H230V188H231ZM248 187H249V186H248ZM248 187H247V188H248ZM100 188H102V187H100ZM151 188H150V189H151ZM185 188H186V187L184 186V189H185ZM197 188H198V187H197ZM197 188H196V189H197ZM230 188H226V189L229 191ZM256 188H257V190L259 189L257 186H256ZM145 189H143V190H145ZM167 189H168V188H167ZM178 189H180V188H178ZM184 189H183V187H182V190H184ZM192 189H193V188H192ZM200 189H201V188H200ZM206 189H209V187H208V188L206 187ZM210 189H209V190H210ZM235 189H236V188H235ZM252 189H253V188H252ZM97 190H98V188H97ZM147 190H148V189H147ZM155 190H156V189H155ZM175 190H177V188H176ZM180 190H181V189H180ZM201 190L204 191L205 189H201ZM215 190H216V189H215ZM219 190H220V189H219ZM221 190H222L221 193H225V194H226V191H224V190H225L224 188L221 189ZM230 190H231V189H230ZM248 190H250V189H248ZM98 191H99V190H98ZM159 191H160V190H159ZM159 191H157V192H159ZM211 191H212V190H211ZM217 191H218V190H217ZM250 191H251V190H250ZM258 191H259V190H258ZM258 191H257V193H258ZM261 191H262V189H261ZM263 191H264V190H263ZM263 191L261 192V194L263 193ZM139 192H140V191H139ZM157 192H152V191H151V194L154 193L152 196H154L155 193H157ZM169 192L171 193V189L169 190ZM204 192H205V191H204ZM206 192H207V191H206ZM206 192H205V193H206ZM215 192H216V191H215ZM234 192H236V190H235ZM251 192H252V191H251ZM251 192H250V193H251ZM255 192H256V191H255ZM98 193H99V192H98ZM98 193H96V194H98ZM200 193H201V192H200ZM208 193H210V192H208ZM211 193H212V192H211ZM211 193H210V194H211ZM157 194H158V193H157ZM157 194H156V195H157ZM159 194H160V192H159ZM159 194H158V195H159ZM181 194H182L183 196H182ZM210 194H209V195H210ZM227 194L230 195L229 193H227ZM100 195H101V194H100ZM137 195H138V194H137ZM156 195H155V196H156ZM158 195H157V197H158L159 201L156 200L155 197H153V199L155 198V200L158 201V202L160 203V202H161L160 200H163V199H161V197H159ZM174 195H175V194L173 193V196H172L173 199H174ZM194 195H198V193H197V194H194ZM201 195H202V193H201ZM204 195H206V194H203V196H204ZM256 195H258V194H256ZM262 195H263V194H262ZM97 196H98V195H97ZM141 196H142V195H141ZM203 196H202V198H203ZM207 196H208V195H207ZM207 196H206V197H207ZM210 196H211V195H210ZM214 196H215V194H214ZM214 196H213V194H212L211 197L213 198ZM219 196H220V195H219ZM219 196H218V194H217L216 197L219 198ZM259 196H260V195H259ZM122 197H123V196H122ZM147 197H148V196H147ZM165 197H163V198H165ZM172 197H171V198H172ZM176 197H177V196H176ZM180 197H179V198H180ZM190 197H191V198H190ZM195 197H196V196H195ZM208 197H209V196H208ZM220 197H221V196H220ZM230 197H231V196H230ZM230 197H228V201H229ZM253 197H255V196H253ZM103 198H105V197H103ZM103 198H102V199H101V198H98V199H99L98 201H97L96 199H93V200H95L96 202H92V205L95 206V207H94V210H95V211H94V214H93V221H91L92 223L89 222L88 225H90V223H91V226L93 227V229H96V228H94V227L99 226V225H100L101 223H103V222H105L106 224L109 223L108 226L110 225V222H112V221H109V222H108V219H107L108 217H106L107 220H104V221H103V219H104V215L102 214V212H101L102 210H101V209H104V210H105V212L103 211L104 214H105V213H106V209L109 210V208H106V207L109 206V205L111 204V202H110L108 199L105 198V199H106V200H105V199H103ZM166 198H165V199H166ZM171 198H170V199H171ZM223 198H224V197H222V201L225 199V198H224V199H223ZM226 198H227V196H226ZM259 198H260V197H259ZM119 199H121V198H119ZM143 199H144V198H143ZM147 199H148V198H147ZM165 199H164V200H165ZM173 199H172V201L170 200L172 203H174V202H176V204L179 203L178 200H175V201H174ZM175 199H176V198H175ZM194 199H196V198H194ZM204 199H205V198H204ZM204 199H202V203L204 202V201H203ZM208 199H209V198H208ZM233 199H234V198H233ZM233 199H231V200H233ZM246 199H247V198H246ZM248 199H249V198H248ZM138 200H140V199H138ZM144 200H145V201H144V206L147 207V205H149L151 208L154 207V206H152L153 204L150 205V204H151V201H150V203H149L148 200H147L148 202L146 201V199H144ZM149 200H150V199H149ZM164 200H163L162 202H164ZM206 200H207V198H206ZM211 200H212V199H211ZM216 200H217V199H216ZM216 200H214V201H216ZM219 200H220V199H219ZM253 200H254V199H253ZM55 201H56V200H55ZM140 201H141V200H140ZM156 201H155V202H156ZM186 201H187V202H186ZM197 201H198V200H197ZM207 201H208V200H207ZM224 201H227V200H224ZM235 201H236V200H235ZM122 202H123V201H122ZM129 202H130V201H129ZM141 202L143 203V200H142ZM145 202H146L147 205L145 204ZM158 202H157V203H158ZM171 202H170V203H171ZM182 202H180L181 205H182ZM191 202H190L189 204H191ZM220 202H221V201H220ZM237 202H238V201H237ZM252 202H253V201H252ZM148 203H149V204H148ZM159 203H158V205L160 206ZM168 203H169V202H167V204H168ZM198 203H199V202H198ZM210 203H211V201H210ZM210 203H205V204H208V205H209ZM212 203H213V201H212ZM245 203H246V202H245ZM253 203H254V202H253ZM253 203H252L251 205H253ZM50 204H51V203H50ZM122 204H123V203H122ZM131 204H132V203H131ZM162 204H163V206H164V203H162ZM200 204H201V200H200ZM205 204H202V205H205ZM225 204H226V203H225ZM225 204H224V205H225ZM247 204H248V203H247ZM249 204H250V203H249ZM254 204H255V203H254ZM54 205H56V203H55ZM90 205H91V204H90ZM115 205H117V204H115ZM129 205H130V204H129ZM132 205H133V204H132ZM158 205H156V206H158ZM179 205H180V204H179ZM179 205H175V211H176V206H179ZM185 205H184V206H185ZM187 205H188V204H187ZM192 205H193V204H191V206H192ZM202 205H198V207L200 208V206H202ZM218 205H219V204H217L216 206L218 207ZM226 205H227V204H226ZM251 205H250V206H251ZM125 206H126V205H125V203H124V204H123V209H125V208H124ZM138 206L141 207V206H143V205L140 206V205L138 204ZM156 206L154 207V209L157 210V208H158L159 206H158V207H156ZM170 206H171V205H170ZM170 206H169V207H170ZM182 206H183V205H182ZM114 207H115V206H114ZM119 207H120V206H119ZM202 207H203V206H202ZM202 207H201V209H202ZM205 207H206V205H205ZM211 207L213 208V206H211ZM227 207H228V206H227ZM227 207H225V208L227 209ZM105 208H106V209H105ZM120 208H121V207H120ZM120 208H119V209H120ZM129 208H131V207H129ZM141 208H142V207H141ZM143 208H144V207H143ZM151 208H149V209L151 210ZM170 208H171V207H170ZM172 208L174 209V204H173V207H172ZM196 208H197V207H196ZM209 208H210V206H209ZM219 208H221V207L219 206ZM219 208H218V209H219ZM222 208H223V207H222ZM225 208H224V209H225ZM249 208H250V207H249ZM131 209H134L132 212H136V210L139 211L138 208H136V210H135V208L132 207ZM164 209H165V208H164ZM226 209H225V210H226ZM120 210H121V209H120ZM129 210H130V209H129ZM160 210H162V209H160ZM167 210H168V209H167ZM167 210H166V211H167ZM171 210H172V209H171ZM199 210H200V209H199ZM116 211H117V210H116ZM154 211H155V210H154ZM175 211H174L173 215H175V213H177V211H176V212H175ZM180 211H181V210H180ZM180 211H179V212H180ZM221 211H222V210H221ZM223 211H224V210H223ZM246 211H247V210H246ZM139 212H140V211H139ZM143 212H144V211H143ZM151 212H152V211H151ZM170 212H171V211H170ZM207 212H208V211H207ZM137 213H138V212H137ZM152 213H153V212H152ZM155 213H156V212H155ZM155 213H154V216L156 217ZM171 213H172V212H171ZM236 213H237V212H236ZM108 214H110V211H109ZM127 214H128V213H127ZM145 214H146V212L144 213V216H143L144 218H145ZM163 214H164V219H165L168 215L165 214V212H164ZM202 214H204V213H202ZM206 214H207V213H206ZM208 214H209V213H208ZM85 215H86V214H85ZM114 215H115V214H114ZM114 215H113V216L110 215V216H111L112 218H115L116 216H114ZM140 215H141V218H142V215H143V214L141 213ZM165 215H166V217H165ZM173 215H172V216H173ZM224 215H225V213H224ZM108 216H109V215H108ZM121 216H122V215H121ZM148 216L150 217V215H148ZM148 216H146V218H147ZM169 216H170V213H169ZM177 216H178V214H177ZM219 216H220V215H219ZM221 216H222V213H221ZM128 217H129V216H128ZM158 217H159V216H158ZM225 217H226V216H225ZM112 218H111V220H113ZM144 218H142V219H144ZM146 218H145V219H146ZM152 218H153V217H152ZM171 218H172V217H171ZM171 218H169L168 220H170V221L173 220V222H174L175 220H174V219L171 220ZM198 218H199V216H198ZM200 218H201V217H200ZM200 218H199V220H200ZM207 218H208V216H207ZM211 218H212V217H211ZM222 218H223V217H222ZM222 218H221V219L219 218L218 220H224V219H225V218H224V219H222ZM239 218H240V217H239ZM79 219H80V218H79ZM132 219H133V217H132ZM148 219H149V218H148ZM154 219H155V218H154ZM228 219H229V218H228ZM85 220H89V219H85ZM109 220H110V219H109ZM115 220H117V218H115V219L113 220V222H114ZM123 220H124V219H123ZM130 220H131V219H130ZM130 220H129V221H130ZM136 220H138V218H137ZM168 220H167V221H168ZM196 220H197V217H196ZM203 220H204V219H203ZM206 220H208V219H206ZM218 220H217V222H218ZM235 220H236V219H235ZM138 221H139V220H138ZM154 221H155V220H154ZM158 221H159V220H158ZM160 221H163V220L160 219ZM160 221H159V222H160ZM165 221H166V219H165ZM204 221H205V220H204ZM60 222H61V221H60ZM81 222H82V221H81ZM83 222H84V220H83ZM132 222H133V223H132ZM143 222H145V220H144ZM143 222H142V223H143ZM146 222H147V221H146ZM175 222H176V221H175ZM105 223H103V224H104L105 226H107ZM114 223H115V222H114ZM124 223H125V222H124ZM129 223H132V225H133V224L135 225L134 221H132V220H131ZM136 223H137V222H136ZM165 223H167V222H165ZM165 223H164V225H165ZM196 223H197V222H196ZM206 223H207V222H206ZM214 223H215V222H214ZM121 224H122V221H121ZM171 224H172V223H171ZM217 224H218V223H217ZM223 224H224V223H223ZM101 225H102V224H101ZM126 225H127V227H128V224H126ZM126 225H125V224L123 225V226L126 228V229H125V232H130L129 234H131V233H133V232L136 231L135 228H134L135 231H133V228H132L131 226L128 227V228L130 229V231H128L129 229H127ZM149 225H150V224H149ZM161 225H162V224H161ZM161 225H160V226H161ZM167 225H168V224H167ZM208 225H209V224H208ZM215 225H216V224H215ZM108 226H107V227H108ZM111 226H113V225L111 224V225L109 226V228H110ZM120 226H122V225H120ZM123 226H122V229H123ZM136 226H137V224H136ZM156 226H157V225H156ZM160 226L158 225L159 228H160ZM169 226H170V225H168L167 227H169ZM171 226H174V225H171ZM171 226H170V227H171ZM216 226H217V225H216ZM38 227H39V226H38ZM150 227H151V226H150ZM150 227L148 226V227H146V228H150ZM158 227H157V228H158ZM175 227H176V226H175ZM220 227H221V226H220ZM118 228H119V227H118ZM131 228H132V230H131ZM210 228H211V227H210ZM103 229H104V228H103ZM106 229H107V228H106ZM111 229H112V228H111ZM111 229H109V230H111ZM143 229H144V228H143ZM174 229H175V228H174ZM208 229H209V228H208ZM212 229H213V228H212ZM212 229H211V230H212ZM109 230H107V231H109ZM137 230H138V228H137ZM209 230H210V229H209ZM59 231H60V230H59ZM64 231H65V230H64ZM111 231H112V230H111ZM139 231H140V230H139ZM141 231H142V228H141ZM143 231H144V230H143ZM201 231H202V230H201ZM214 231H215V230H214ZM214 231H213V233H212L213 236L215 235V234H214ZM104 232H105V231H104ZM137 232H138V231H137ZM216 232H217V231H216ZM216 232H215V233H216ZM100 233H101V232H100ZM100 233H98V234H100ZM102 233H103V231H102ZM113 233H114V232H113ZM121 233H122V232H121ZM121 233L119 234V232H118V235H122ZM150 233H151V232H150ZM187 233H188V232H187ZM208 233L210 234L211 232H208ZM73 234H75V233H73ZM98 234H97V235H98ZM116 234H117V233H116ZM123 234H124V232H123ZM129 234H128L127 236H129ZM134 234H135V233H133V235H134ZM136 234H138V233H136ZM143 234H145V233H143ZM209 234H208V235H209ZM216 234H217V233H216ZM90 235H91V234H90ZM118 235H117V237L119 238ZM124 235H125V234H124ZM131 235H132V234H131ZM188 235H189V233H188ZM255 235H256V234H254V236H255ZM45 236H46V235H45ZM115 236H116V235H115ZM115 236H114V237H115ZM122 236H123V235H122ZM137 236H138V235H136V237H137ZM143 236H144V235H143ZM186 236H187V235H186ZM209 236H210V235H209ZM123 237H125V236H123ZM144 237H145V236H144ZM210 237H211V236H210ZM260 237H261V236H260ZM126 238H127V240H128V237H126ZM130 238H131V237H130ZM132 238H133V236H132ZM132 238H131V239H132ZM184 238H186V237H184ZM251 238H252V237H251ZM88 239L90 240V238H88ZM119 239H120V238H119ZM119 239H118V241H115V243L117 242V244H118ZM123 239H124V238H123ZM133 239H136V238H133ZM133 239H132V240H133ZM137 239H138V237H137ZM139 239H140V237H139ZM257 239H258V238H257ZM257 239H256V240H257ZM80 240H81V239H80ZM116 240H117V239H116ZM121 240H122V239H121ZM239 240H240V239H239ZM124 241H126V240H122V242H124ZM133 241H134L133 244L135 245V240H133ZM136 241H137V240H136ZM120 242H121V241H120ZM128 242H129V240H128ZM142 242H143V241H142ZM238 242H239V241H238ZM42 243H43V242H42ZM112 243H113V242H112ZM124 243H125V242H124ZM124 243H121V244H124ZM131 243H132V242H131ZM131 243H130V244H131ZM137 243H138V242H137ZM45 244H46V243H45ZM58 244H59V243H58ZM108 244H109V243H108ZM121 244H120V245H121ZM125 244H126V243H125ZM130 244H129V245H130ZM133 244H132V245H133ZM126 245H127V244H126ZM112 246H113V244H112ZM114 246H116V245H114ZM123 246H124V245H123ZM127 246H128V245H127ZM130 246H131V245H130ZM130 246H129V247H130ZM108 247H110V245H109ZM117 247H118V245H117ZM119 247H120V246H119ZM136 247H137V246H136ZM113 248H114V247H113ZM175 248H176V247H175ZM181 249H182V248H181ZM171 250H172V249H171ZM177 250H178V249H177ZM256 250H257V249H256ZM262 250H263V249H262ZM85 251H86V250H85ZM172 252H173V250H172ZM45 253H46V252H45ZM176 253H178V252H176ZM40 255H41V254H40ZM77 255H78V254H77ZM176 256H177V255H176ZM257 256H258V255H257ZM232 257H233V256H232ZM250 257H251V256H250ZM259 260H260V259H259ZM68 261H69V260H68Z\"/></svg>",
    "mask_w": 264,
    "mask_h": 264
}]
</instances>
